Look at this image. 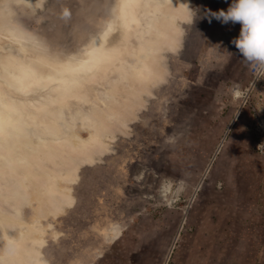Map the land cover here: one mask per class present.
<instances>
[{
  "label": "rangeland",
  "instance_id": "obj_1",
  "mask_svg": "<svg viewBox=\"0 0 264 264\" xmlns=\"http://www.w3.org/2000/svg\"><path fill=\"white\" fill-rule=\"evenodd\" d=\"M159 1H144L141 33L113 34L110 66L81 80L103 93L83 116L50 120L44 105L16 99L37 119L27 147L0 138V264H184L188 245L199 264H221L222 238L246 231L239 211L264 196V69L233 44L240 24L208 14L233 0ZM15 2L0 0V58L19 73L39 53L8 26L66 61L83 56L119 0ZM37 133L50 138L47 154L32 149Z\"/></svg>",
  "mask_w": 264,
  "mask_h": 264
},
{
  "label": "bare ground",
  "instance_id": "obj_2",
  "mask_svg": "<svg viewBox=\"0 0 264 264\" xmlns=\"http://www.w3.org/2000/svg\"><path fill=\"white\" fill-rule=\"evenodd\" d=\"M14 1H16L15 3H17V2L21 3V1H24L27 4L29 3L30 5L35 6L34 2L37 0H14ZM144 1L145 0H119V2L114 7L115 12H114V9L111 12V19L109 20V22L105 23V27H103V30L100 31L95 37H93L92 40L89 42L88 46L85 47L84 52H83V56H82L83 58L81 56H80L81 57L80 58L79 55H77L75 53L73 55H71L70 57H68L66 61H63L62 59H60V57H58L59 54L56 57H50V55L46 56V54L41 51L42 46L38 42V39L27 37L26 35L20 33L17 30L12 31L8 26L7 27L8 32H11V34L13 33V36L15 39L17 37L20 38V35H21L20 39L22 41V47L24 50L25 49H27V50L32 49L33 51H37V53H39V54L35 55L36 62L34 63L35 60H33L34 66H32V64L30 65V61L28 60V58L23 57L24 61L20 65H24V66H22V70L19 71V73L17 72L18 70L16 72H14V70H12L14 68H12V69L9 68L7 66L8 63L2 62V60H1L2 58H0V83H1L0 86L3 88L4 93L8 95V97L5 98L0 93V138L7 137L5 143L9 142L11 146H13L15 144L16 140L21 139L22 142L24 143V147H27L26 146L27 143H25V142L31 141L30 140V134L31 133L28 132V129H29V127L32 126V123H31L32 120L34 121L37 119L36 117H35L36 119H33L34 118L33 112L35 110L40 111L42 108L41 107L42 105H44L43 108L47 109V112H49L48 113L49 117H51V114L54 113V115L52 114V116H54L58 119L60 118V116H62V120L60 118L61 121H63V116L65 114V112H63V110L68 111L67 114H69V112H70L71 115H73V116L75 115V117H77V116L79 117V115L83 116L84 111L87 109L86 104L89 102L91 103L92 96L94 94L100 96L101 94L103 95V93H102V89H99V88H95L94 90L90 89L81 80H86L85 76H87V75H89L88 76L89 78L95 77L97 79L99 76L98 74L102 73L100 70L102 68L104 69V68L110 66L109 65L110 63H108V62L111 61V59L113 58V55L111 54V56H109L110 52L108 49H109L110 45H112L110 43V41L113 38V34L115 35V33L117 32V29L119 31L123 30L126 34L127 39L129 36L135 37V34H137L138 32H140V33L142 32L141 31V29H142V23H141L142 18L139 17L140 16L139 14L141 13V10H143L142 6L144 5ZM157 1L160 2L159 0H157ZM5 5L6 4L0 5V14H2V12H4L3 10L6 7ZM148 5H149V2H148ZM149 9H151V7H149ZM7 11H8V9H7ZM4 15H8V14H4ZM4 19H6V18H4ZM136 31H137V33H136ZM28 39L31 40V43H28ZM129 40L131 41L132 39H129ZM1 41H2V39H1ZM10 41H13V40H10ZM151 44H153V43H151ZM113 48H115V47H113ZM120 51L121 50L119 49L118 52H120ZM9 52H12V51H9ZM128 53H130V52H128ZM15 54H16V51H15ZM118 54H121V53H118ZM16 56H17V54H16ZM16 56L15 55L14 56H8L7 55V57H5V58H7V61L9 63L10 62L13 63V62H16L18 60L17 58H19V56H17V57ZM32 57H34V56H32ZM118 57H120V56H118ZM44 58L47 60V62L49 63L50 66H48L45 69V73L40 74L42 68L39 69L40 68L39 63ZM116 58H115V60H117ZM123 59H125V57H123ZM106 61L108 64L100 66L103 62H106ZM42 63H44V62H42ZM119 63H121V62H119ZM11 66H12V64H11ZM119 67H120L119 69L123 68V67L121 68V66H119ZM141 70H140V72H141ZM89 78H87V79H89ZM85 86L87 87V89ZM104 90H106V89H103V91ZM107 90L109 91V89H107ZM19 96H23V98L26 99V100L25 99L24 100L26 101V106L28 108L34 107L33 109H35V110L32 113L30 112V110H32V108L30 110H28L24 107L19 106L20 107L19 108L17 106L16 101H18V100H16V99H21V98H19ZM61 101H62V103H58ZM24 102H20V103H23L22 105H25ZM29 104H30V106H28ZM19 105H21V104H19ZM31 105H33V106H31ZM57 114H59V117H57L58 116ZM69 117H70V115H69ZM52 119L53 118L51 117L50 120H52ZM85 120H87V119H85ZM39 121H41V120H39ZM30 123H31V126H30ZM39 123H41V122H39ZM33 124L35 125V123H33ZM34 125H33V127H34ZM64 126H65V123H64ZM35 127H34V130L36 129ZM45 127H48V126L45 125ZM71 127H72V125H71ZM37 129H38V125H37ZM40 129H42V128H40ZM45 129L43 130L44 132H46ZM31 130H33V129H31ZM149 131H147V132L149 133ZM43 135H45V134H43ZM35 136H37V137H35V139H38L39 143H37L38 145L35 144L37 147H33L32 149L33 150L37 149L38 152L46 153L47 151L45 152V150L48 147L47 146L48 144H46V143L50 138L47 140V136H44L46 138H44L42 136L39 137L38 133ZM53 137H55V136H53ZM0 141H1V139H0ZM10 182L13 184V180Z\"/></svg>",
  "mask_w": 264,
  "mask_h": 264
},
{
  "label": "crops",
  "instance_id": "obj_3",
  "mask_svg": "<svg viewBox=\"0 0 264 264\" xmlns=\"http://www.w3.org/2000/svg\"><path fill=\"white\" fill-rule=\"evenodd\" d=\"M249 206L239 211L238 218L244 226L240 228L246 229V231L239 232L233 241L226 239L227 236L222 238L218 249L220 255L216 262L221 264H264V232L261 231L264 228V196L250 201ZM224 213L226 212L223 210L222 214ZM261 235H263L262 240L260 239ZM186 252L187 261L184 264L190 262L199 264V262L205 261L200 259L199 250L194 249L192 245L191 247L187 246Z\"/></svg>",
  "mask_w": 264,
  "mask_h": 264
},
{
  "label": "clouds",
  "instance_id": "obj_4",
  "mask_svg": "<svg viewBox=\"0 0 264 264\" xmlns=\"http://www.w3.org/2000/svg\"><path fill=\"white\" fill-rule=\"evenodd\" d=\"M208 14L224 24H240V35L233 44L246 63L264 69V0H233L227 11Z\"/></svg>",
  "mask_w": 264,
  "mask_h": 264
}]
</instances>
